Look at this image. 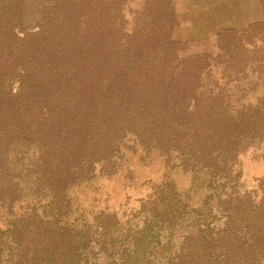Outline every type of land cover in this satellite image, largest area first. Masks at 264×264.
Returning <instances> with one entry per match:
<instances>
[{
    "label": "trees",
    "instance_id": "trees-1",
    "mask_svg": "<svg viewBox=\"0 0 264 264\" xmlns=\"http://www.w3.org/2000/svg\"><path fill=\"white\" fill-rule=\"evenodd\" d=\"M118 4L0 0V203L18 199L27 181L58 204L49 219L32 214L2 233L7 264H81L87 232L60 225L62 194L109 162L124 139L213 172L226 166L236 132L257 126L245 113L231 127L197 96L201 70L177 59L167 19L139 17L127 31ZM227 218L219 237L182 249L175 264L264 256V226L243 229ZM143 237L125 246L128 262H141Z\"/></svg>",
    "mask_w": 264,
    "mask_h": 264
},
{
    "label": "rangeland",
    "instance_id": "rangeland-1",
    "mask_svg": "<svg viewBox=\"0 0 264 264\" xmlns=\"http://www.w3.org/2000/svg\"><path fill=\"white\" fill-rule=\"evenodd\" d=\"M115 8L127 31L139 17L167 19V42L177 59L201 70L192 87L197 96L208 99L231 127L245 113L257 126L236 132L226 166L213 172L124 139L109 162L62 194L60 225L87 232L80 263L175 264L182 249L210 234L215 238L229 215L243 229L264 226V0H119ZM26 182L18 199L0 203V264H7L8 237L2 233L10 224L32 214L49 219L50 207L58 205L48 204L50 192ZM140 235L141 262H128L125 246ZM244 264H264V256Z\"/></svg>",
    "mask_w": 264,
    "mask_h": 264
}]
</instances>
